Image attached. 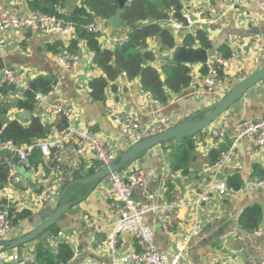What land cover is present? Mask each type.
Wrapping results in <instances>:
<instances>
[{
	"label": "crops",
	"instance_id": "obj_1",
	"mask_svg": "<svg viewBox=\"0 0 264 264\" xmlns=\"http://www.w3.org/2000/svg\"><path fill=\"white\" fill-rule=\"evenodd\" d=\"M180 1L183 5L182 14L189 11L191 14L202 13L192 31L190 28L178 30L181 44L190 32L193 35L196 30H201L207 34L215 49L228 45L238 56L236 66L227 72L229 82L224 90L213 94L207 91L202 83L203 65L197 64L190 65L193 77L191 87L180 95H172L166 104L158 103L148 95L139 79L131 81L124 73L110 83L106 89L105 101H97L91 96L90 82L103 76V73L94 66L95 54L84 41H78L81 61L73 72H69L56 61L55 52L50 46L59 42L67 47L72 41L62 36L35 32L29 35V31L22 33L14 29L8 32L5 51L0 54V71L5 67H17L27 83L39 77H50L56 82V86L46 102H39L35 110L29 112V118H21L20 114L25 110L12 109L8 119H19L27 123L32 115H36L46 125L52 126L51 135L47 139L56 140L63 132L56 128L62 117L52 113L49 105L61 102L73 108V125L90 128L100 141L119 156L130 144L107 113L109 100L115 99L125 112H134L141 125L162 118L175 126L180 120L223 99L241 76L247 77L264 66V15L257 3H251L246 8H231L223 0ZM78 5H81V0H69L64 12H69ZM31 12L27 0H0V13L25 18ZM103 20L96 21L106 27L107 22ZM164 26L169 27L167 22ZM106 32V36H102L100 41L102 49L115 48L111 38L127 35L126 31L115 33L106 29ZM148 43L155 53V61L150 65L161 70L164 65H168L165 58L174 49L161 52L157 38L150 39ZM19 97L16 91L5 100L15 101ZM263 115L264 82L251 89L212 125L218 127L217 130H223V136L216 135L217 130L212 131L211 127L193 137V160L186 172L176 171L173 167L172 154L180 145L175 141L155 147L130 166L152 172L148 180V190L152 196L150 204L180 202L183 205L166 215L167 227L162 223L161 213L149 214L144 218V223L154 232L155 245L160 252L175 254L178 246H184L186 264H257L264 256V188H245L246 183L255 178L264 181V148L260 154L252 155L247 152L246 140L239 141L231 161L221 170L214 168L217 162L213 163L212 155L214 151L221 154L228 152L237 140L242 124ZM203 117L204 115L201 118ZM62 160L67 171L74 170L77 166L69 150L63 152ZM96 163L98 162L92 154L84 156L80 164L81 170L74 179L93 174L90 171L95 172L99 168V163L97 167ZM22 168L17 174L19 183L16 185L17 194L13 205L16 211L27 209L33 215L13 227L7 240L26 234L43 222L38 213L44 205L38 204V195L54 185L53 176L45 166H40L38 170L30 166L24 172ZM234 176L243 180L242 189L235 191L229 188L225 196L214 193L208 201L195 205L214 180L226 182ZM114 200L115 192L103 182L86 201H81L58 222L63 238L74 249L72 264L76 261L77 264H114L113 255L104 247L105 238L117 220V215L111 208ZM255 205L261 208V221L252 230L242 225L241 218L247 208ZM196 227H202V232L184 243L185 236ZM40 241L39 238L36 242ZM36 242L0 253V264H12L9 257L14 251L25 257H33ZM132 251H140L137 241L130 234H122L115 255Z\"/></svg>",
	"mask_w": 264,
	"mask_h": 264
},
{
	"label": "built area",
	"instance_id": "obj_2",
	"mask_svg": "<svg viewBox=\"0 0 264 264\" xmlns=\"http://www.w3.org/2000/svg\"><path fill=\"white\" fill-rule=\"evenodd\" d=\"M223 1L231 8H246L250 3H257L264 15V0ZM201 17V12L191 14L189 11L182 14V22L172 18L167 23L169 27L176 30L190 28L189 30L192 31L197 19ZM85 28L88 32L101 34L102 36H106L107 33V28L103 27L98 21H94ZM14 29L22 33L31 31L44 35L62 36L70 41L74 40L77 35L76 27L72 22H67L54 15L32 11L27 17L20 18L0 13V54L5 51L8 32ZM127 39V36L111 38L114 46L123 45ZM55 59L65 70L73 72L75 66L81 61V56L66 47L55 54ZM237 60L238 56L235 54L229 58H224L217 51L204 65L207 73L203 76L202 83L206 90L212 94L224 90L229 82L227 72L236 66ZM243 78L244 76L240 77V79ZM4 85L12 86L19 92L29 89V83L24 81L22 72L17 67H5L0 71V88ZM148 95L152 96L150 93ZM47 99V96L38 94L36 96V104L46 102ZM49 107L52 113L64 117L68 121V126L58 139H47L25 147H19L12 142H0V152L6 151L7 154L16 156L19 159L17 163H13L6 162L4 158L10 169V182L0 189V242L7 240L13 229L12 209L13 202L16 200V185L19 183L17 174L21 167L29 165L28 155L34 148H38L42 154L43 163L41 166H45L53 176L54 185L49 187V190L38 195V204L44 205V207L57 200L63 187L74 180L81 170L80 164L84 156L92 154L99 163L98 169L110 165L117 157L109 146L100 141L90 128H79L72 124L74 110L71 106L61 102H54L50 103ZM107 113L130 146L166 132L173 127L170 121L162 118L152 123L141 125L136 114L132 111L125 112L120 109L115 99L108 101ZM215 134L223 136L224 131L219 129ZM241 140H246V149L249 154H260L262 152L264 148V115L256 120L242 124L232 148L228 152L222 153L215 164L214 168L216 170H221L231 161V156ZM65 150H69L77 162L74 170L67 171L63 166L62 154ZM1 159L2 157L0 156V161ZM151 175L152 172L149 171L129 168L122 172H113L105 180V183L110 185L115 192V200L111 203V208L117 215V220L104 241L105 249L113 255L114 264H186L184 246H178L175 254L160 252L155 245L153 230L144 223V218L147 215L161 213L162 223L164 227H167L166 215L173 209L183 207L180 202H171L165 205L150 204L152 196L148 190V180ZM22 182L25 183V180H22ZM253 186L264 188V181L261 178H255L247 182L245 188ZM228 191L229 188L226 182L216 179L195 205L199 206L201 203L208 201V198L214 193L218 196H225ZM201 232L202 227L194 228L191 233L185 236L184 243ZM125 233L130 234L137 241L140 251L127 252L117 256L115 252L117 251L120 236ZM256 234H261V232H256ZM62 239H64L63 233L57 236L47 235L44 238L47 245L52 247H56ZM9 259L12 264H29L35 261L34 256L25 257L17 251H14ZM257 264H264V256Z\"/></svg>",
	"mask_w": 264,
	"mask_h": 264
},
{
	"label": "trees",
	"instance_id": "obj_3",
	"mask_svg": "<svg viewBox=\"0 0 264 264\" xmlns=\"http://www.w3.org/2000/svg\"><path fill=\"white\" fill-rule=\"evenodd\" d=\"M27 1L31 11L54 15L75 25L77 35L71 44L67 46L69 50L78 53V41L80 40L84 41L89 50L95 54L93 59L94 66L102 71L103 76L94 78L90 82L93 99L105 101L106 89L110 83L120 76L116 67H120L129 80L139 79L142 88L150 93L158 103L166 104L170 101L172 95H180L191 87L193 77L192 69L189 65L168 62V65H164L161 70L150 65V63L155 61V53L149 48L148 42L150 39L157 38L159 40L161 52L176 48L179 36L178 30L172 27L167 28L164 23L173 17L175 18L174 15L177 12H182L183 5L180 0H128L121 17L122 24L126 29L131 24H136L137 27L133 30H126L127 41L123 45L112 49H102L100 42L102 35L88 32L85 27L98 19H104L108 22L119 8L118 0H81V5L75 6L69 12H64L69 0ZM177 21L182 22L183 19H177ZM182 44L186 47L199 45L209 51L214 49L207 34L201 30H196L193 35L190 33L185 36ZM50 48L57 54L66 47L58 42L54 46L51 45ZM217 51L224 58L234 55L228 45L221 46ZM201 72L203 76L207 73L204 65ZM55 86L56 82L52 78L39 77L31 80L29 89L23 92H19L8 85L0 88L1 143L12 142L19 147H25L46 140L51 135L52 126L46 125L36 115H32L27 123H23L19 119L9 120L8 115L12 109L27 110L32 113L37 106L36 96L42 94L48 97ZM16 91L20 95L17 100H5L6 98L9 99L10 95ZM67 126V119L62 117L56 128L58 131H64ZM179 144L172 154L173 167L176 171L186 172L193 160L192 152L195 149L193 138L184 139ZM212 155L213 163H216L221 153L214 151ZM4 157L6 162L17 163L19 160L11 154H6ZM28 161L29 165L35 170L39 169L43 161L42 154L38 148H34L29 153ZM95 166L97 167L98 163ZM90 173H94V170H91ZM9 182L10 169L9 167L5 168L0 163V189ZM226 184L228 188L235 191L244 187V182L239 176L228 178ZM32 215L33 212L31 210L16 211L13 205V227H16ZM241 221L243 226L252 230L256 229L261 221V208L257 205L247 208ZM61 231L57 223L39 237L41 241L35 244V261L29 264H72L75 252L69 241L62 239L56 247H52L47 245L44 240L47 235L57 236L62 233Z\"/></svg>",
	"mask_w": 264,
	"mask_h": 264
},
{
	"label": "water",
	"instance_id": "obj_4",
	"mask_svg": "<svg viewBox=\"0 0 264 264\" xmlns=\"http://www.w3.org/2000/svg\"><path fill=\"white\" fill-rule=\"evenodd\" d=\"M118 2L119 8L115 15L107 22L106 28L115 33H123L126 30L135 29L137 27L136 24H131L129 28L126 29L121 20L123 10L128 4V0H118ZM174 16L175 19H181L182 12H177ZM31 33L32 32L29 31V35ZM144 52H146V50H144ZM216 52L217 49L215 48L209 51L201 48L199 45L195 48L186 47L181 44L180 39H178L176 48L172 53L166 56L165 60L166 62L180 63L189 66L197 64L205 65L209 59L216 54ZM116 70L119 75L123 74L120 67H116ZM262 82H264V66H262L257 72L245 77L239 82H236L223 99L191 114L185 119L180 120L168 131L144 139L130 146L125 152L117 156L110 165L96 170L90 176L70 181L63 187L57 200L52 204L43 207L39 211L38 216L43 222L26 234L11 240L0 242V253L20 249L30 243L36 242L39 237L49 230L50 227L57 224L72 208L79 205L81 201H86L94 190H96L100 184L105 182L107 176L113 172H122L129 169L131 165L142 157L141 154L148 153L155 147L168 142H181L184 139L193 138L204 130H209L211 127L212 131L217 130L218 127L212 125L215 122H218L223 115L240 102L251 89ZM203 115V118H199ZM20 116L21 118H29V111L25 110ZM6 154V151L0 152V156L2 157L0 163L5 168L8 167L4 160ZM23 168L22 171L24 172V170L29 169L30 166L26 165ZM77 263L78 261L75 262V264Z\"/></svg>",
	"mask_w": 264,
	"mask_h": 264
},
{
	"label": "rangeland",
	"instance_id": "obj_5",
	"mask_svg": "<svg viewBox=\"0 0 264 264\" xmlns=\"http://www.w3.org/2000/svg\"><path fill=\"white\" fill-rule=\"evenodd\" d=\"M251 4V3H250ZM146 153L141 154V156L145 155ZM132 168V167H131ZM39 239V238H38Z\"/></svg>",
	"mask_w": 264,
	"mask_h": 264
},
{
	"label": "bare ground",
	"instance_id": "obj_6",
	"mask_svg": "<svg viewBox=\"0 0 264 264\" xmlns=\"http://www.w3.org/2000/svg\"><path fill=\"white\" fill-rule=\"evenodd\" d=\"M256 119V118H255Z\"/></svg>",
	"mask_w": 264,
	"mask_h": 264
}]
</instances>
